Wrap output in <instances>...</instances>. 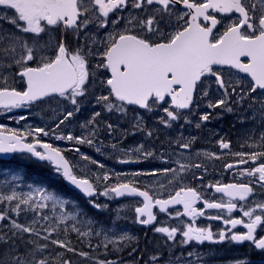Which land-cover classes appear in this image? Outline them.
Wrapping results in <instances>:
<instances>
[{"label": "snow or ice", "instance_id": "obj_1", "mask_svg": "<svg viewBox=\"0 0 264 264\" xmlns=\"http://www.w3.org/2000/svg\"><path fill=\"white\" fill-rule=\"evenodd\" d=\"M0 11L10 25L0 28V109L25 110L9 117L19 122L34 105L62 106L53 125L0 124V153L48 162L97 211L132 198V222L160 234L147 264H202L205 243L264 252V0H0ZM85 105L81 134L63 132ZM226 114L253 125L238 148L207 127ZM192 130L215 137L219 151L195 150ZM53 140L75 145L96 170L82 178L86 165L74 161V171ZM79 145L148 167L110 169ZM28 187L0 191V264H140L138 237L115 221L97 227L69 201Z\"/></svg>", "mask_w": 264, "mask_h": 264}, {"label": "flooded vegetation", "instance_id": "obj_2", "mask_svg": "<svg viewBox=\"0 0 264 264\" xmlns=\"http://www.w3.org/2000/svg\"><path fill=\"white\" fill-rule=\"evenodd\" d=\"M2 11H0V15H2ZM10 25L0 22V28H9ZM59 38L58 34H54ZM43 104L34 105L31 109V112L36 108H39ZM204 109H198L196 114L194 115L195 118H198L200 112ZM23 109L20 110H13L12 113L4 114L3 110L0 109V124L5 125L8 128H19L16 124L15 119H10V116H17ZM194 119V120H196ZM151 124V120H149ZM235 125V126H234ZM252 124L241 125L235 122L234 117L232 115H224L223 119L215 120L212 123L208 124L207 127L209 129H213L218 132L221 136H225L229 138L233 142V147H239V140L243 136L245 130L249 127H252ZM259 132V128L256 129ZM7 134V133H5ZM192 134H198L201 139L197 141V143L193 146L195 150H208L210 152L219 151L216 144L214 143L215 137H212L211 140L206 139L209 133L205 130L200 131L197 133L195 130L192 131ZM224 161L217 160L214 161L215 169L218 172L221 169V166ZM207 163V161H206ZM1 165V162H0ZM212 168L209 169V176L208 179H213L211 175ZM225 182H229L230 178L225 175L224 177ZM207 211H214V210H207ZM127 215L120 219V222H117V226L119 228H123L128 231L130 235L138 237V244L141 251V256L143 259L141 260L140 264H147L148 258L155 254V247L157 241L160 239V234H154L153 232L149 231L147 228H142L140 225L135 224L132 222L133 219V212L128 211ZM238 215V214H236ZM119 221V220H118ZM202 223H207V221H197V225L199 226ZM214 227L218 224V222H212ZM190 249H184L187 252ZM200 253L203 254L201 257L202 264H235L237 261H243L244 264H264V252L255 249L254 247L250 246L249 244L245 243L243 245H236V244H220V245H212L209 243H205V245L200 246L197 249ZM114 257L109 256V259Z\"/></svg>", "mask_w": 264, "mask_h": 264}, {"label": "rangeland", "instance_id": "obj_3", "mask_svg": "<svg viewBox=\"0 0 264 264\" xmlns=\"http://www.w3.org/2000/svg\"><path fill=\"white\" fill-rule=\"evenodd\" d=\"M59 107H62V106H58L55 102L53 104H48L47 106H43L37 112L35 110L34 113H30L27 121H19V122H17V124H18V126L25 127L27 124L32 123L33 118H38L41 121V126L53 125L55 123V121L57 120V117L59 116ZM90 111L91 110L88 108V106L85 105V107H84V109H82L81 113L78 114L77 116H75L72 119L71 123L63 128V132H65V133L66 132H72L74 135H80L82 132V130L80 128V124L90 115ZM105 115L108 116V121L112 122L113 124L120 123L123 127L128 126L123 121L119 120V118L115 115H111V114H107V113ZM130 115H131V113H129V117H130ZM187 131H188V129L186 126V132ZM100 139H103L105 144L109 143V140H110V138L107 136V133L104 131L101 132ZM139 139H140L139 135H137L135 137L130 136L127 140L124 141V143L125 144H132V143H135ZM161 139H163V135L161 136ZM60 142H62V141H60ZM63 142H65L71 148L75 147V145L71 144L68 141H63ZM157 145L159 146V141H157ZM79 148H80L81 152L86 153L90 157L105 163L106 165L109 166L110 169L115 168L117 171H123L125 169H129V170L137 169V165L115 164L114 163L115 155L111 154L109 149H105V152L108 153L109 155H112L111 159H107L105 156L99 155L98 153H96L94 151V149L88 147L87 145H79ZM67 151L69 153H71L70 156L72 158L73 164H74V161H78L80 166L86 165V167L84 168V176L82 178H88V171H87L88 168H91L93 171L96 170L94 165H90V164H88V162L80 160L78 155L75 152H73L71 149H68ZM153 166L162 167L163 165H159L157 163ZM74 167H75V165H74ZM141 167L146 168V167H148V165L142 164ZM75 171H76V167H75ZM77 174L79 175L78 172H77ZM10 179H12L15 183L19 182V180H18L19 178H17L16 175H12V177L9 176L7 181H4V178L1 177V179H0V191L6 192V191H8L9 188L16 187L15 185H11ZM142 179H144L145 181H148L151 179V177H143ZM18 190L23 191V186L18 185ZM24 192H27V191H24ZM100 202L101 203L105 202L104 198H100ZM108 203H109V207L106 211H97L95 208L92 207L91 204H89V208L95 210L99 215L104 217V218L98 219L97 221H95L91 218H88L87 215H85V212L83 210H81L80 205L78 203H72L71 205H69L70 206L69 210H72L73 208L78 209L80 211V214L82 217L93 220L96 223L97 227L100 225H103L105 228H111L113 226H111V227L107 226V222H110L111 217L114 218V220L112 221L113 223H114V221H115V224L117 222H120L121 218L119 219V221L116 220V212H117L118 207L120 209V216L122 217L126 212H128V210H131L132 202L121 201V202L116 203L114 200V201H110ZM115 224H114V227H115L116 231L125 230L123 228H119Z\"/></svg>", "mask_w": 264, "mask_h": 264}, {"label": "water", "instance_id": "obj_4", "mask_svg": "<svg viewBox=\"0 0 264 264\" xmlns=\"http://www.w3.org/2000/svg\"><path fill=\"white\" fill-rule=\"evenodd\" d=\"M14 153H8V154H5V153H0V157L2 159H9ZM67 182V181H66ZM67 185L70 186L71 188L77 190L74 186L70 185L68 182H67ZM80 194H82L79 190H77ZM83 195V194H82ZM84 196V195H83ZM85 197V196H84ZM86 198V197H85Z\"/></svg>", "mask_w": 264, "mask_h": 264}, {"label": "trees", "instance_id": "obj_5", "mask_svg": "<svg viewBox=\"0 0 264 264\" xmlns=\"http://www.w3.org/2000/svg\"><path fill=\"white\" fill-rule=\"evenodd\" d=\"M24 172V171H23ZM65 195H69V192L67 191V190H65ZM73 242L75 243V241L73 240ZM3 251V248L2 247H0V252H2Z\"/></svg>", "mask_w": 264, "mask_h": 264}]
</instances>
